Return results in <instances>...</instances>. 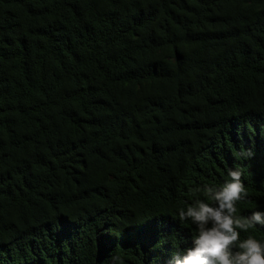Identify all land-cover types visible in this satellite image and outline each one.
I'll use <instances>...</instances> for the list:
<instances>
[{
	"label": "trees",
	"instance_id": "1",
	"mask_svg": "<svg viewBox=\"0 0 264 264\" xmlns=\"http://www.w3.org/2000/svg\"><path fill=\"white\" fill-rule=\"evenodd\" d=\"M235 166L264 211V0H0V264H167Z\"/></svg>",
	"mask_w": 264,
	"mask_h": 264
},
{
	"label": "clouds",
	"instance_id": "2",
	"mask_svg": "<svg viewBox=\"0 0 264 264\" xmlns=\"http://www.w3.org/2000/svg\"><path fill=\"white\" fill-rule=\"evenodd\" d=\"M250 149L241 148L238 158L248 160ZM243 172L239 166L227 169L219 186H205V199L185 202L178 209L181 222L195 228L190 246L177 248L167 264H264V241L252 235L241 239L240 233L251 228L264 229V211L252 210L246 217L238 214L237 203L247 199ZM117 264L119 256H110Z\"/></svg>",
	"mask_w": 264,
	"mask_h": 264
}]
</instances>
